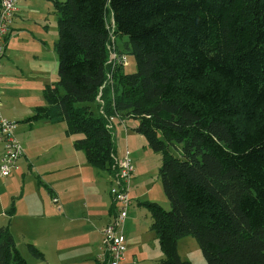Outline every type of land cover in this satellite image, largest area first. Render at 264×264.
Returning a JSON list of instances; mask_svg holds the SVG:
<instances>
[{
  "label": "trees",
  "instance_id": "16d2710c",
  "mask_svg": "<svg viewBox=\"0 0 264 264\" xmlns=\"http://www.w3.org/2000/svg\"><path fill=\"white\" fill-rule=\"evenodd\" d=\"M52 1L56 79L21 122H64L86 162L115 175L111 119H136L169 203H143L160 264H190L185 236L206 264H264V0ZM121 39L134 72L109 61ZM0 264H28L8 225Z\"/></svg>",
  "mask_w": 264,
  "mask_h": 264
},
{
  "label": "rangeland",
  "instance_id": "374dc122",
  "mask_svg": "<svg viewBox=\"0 0 264 264\" xmlns=\"http://www.w3.org/2000/svg\"><path fill=\"white\" fill-rule=\"evenodd\" d=\"M33 2L35 7H39L42 4V0H33ZM34 18V15L31 16L27 14L26 16H24V20L27 23L33 22L35 20ZM46 24H48V22H46ZM28 37L29 33L27 30L23 32V35H20L21 40H23V38L25 39ZM20 39L17 42V45L21 44ZM47 40L48 44L52 47L54 39H52L51 41L49 39ZM123 42L124 39L117 40L114 44V47L112 46V50L117 55L120 54L125 56L123 71L134 72L137 68L135 57L133 54L128 52V49H126ZM6 55L9 57L8 53ZM13 56L17 60H22L23 58L22 53L18 52L17 50L13 52ZM43 59L45 66L43 68L44 73L40 77V80H42L43 83L51 81L53 82L56 75L53 55L51 54V52L44 53ZM7 61L8 58L4 56L0 60V68H2L1 64H4ZM34 83L35 78H29L28 80L22 82L20 91L16 92L17 96L23 100L29 99V97H31L34 93L33 89L31 88V84L33 86ZM42 88L40 102L43 105L44 99L42 95ZM82 104L84 103H76L77 106ZM91 106L94 113H98L96 104L92 103ZM112 120L114 122V125H116L117 120L115 118H112ZM11 122L15 123V126L12 129V134L19 141L15 134V129L18 124L16 120H11ZM127 122L128 126H130V124H137V120L134 118H129ZM42 132L43 129L38 128L37 134L33 133L30 139L42 138L39 136V134H41ZM63 137L68 143V145H66V148H68V146L70 145L71 138L67 136ZM71 137L76 138L78 137V135H71ZM117 142L118 147L116 154L120 156L119 158L117 157V159H122L127 154L129 159L131 160V165L133 168L136 169L138 173L137 178L142 184L141 186L143 188V192L146 198L144 202L156 201L159 202L164 209H169V203L164 195L160 178L158 175V170L161 162L160 154L153 152L150 149V147L147 145V140L143 135L134 136L130 140H126L125 138H123L120 141L118 140L117 136ZM19 143L21 144L20 141ZM0 144L3 148V143L0 142ZM35 145L37 155L33 160H31L30 165L26 166L22 170H20L19 167H15L14 169H12L9 175L5 177L0 176V226H9V229L13 234L16 247L18 248L22 256L26 259L28 264L42 263L30 253L27 244H32L33 246H35L38 250L43 253L44 257L47 259L49 258L48 260L51 262L52 253L42 247V242L43 240L48 238L55 239L58 237L62 238L67 244L64 253H62L64 256L68 257L69 260L65 264H90V257H96L98 255V252L94 256L90 255L92 252V243L94 239H96V237L92 235L94 231V216L103 210L102 203L109 205L110 202H113L109 191L111 187H115L114 179L112 183H109L108 178L110 174L108 171L98 170L90 166L88 168V171L84 173V176H82L78 171H76V175H73V172H71L72 168H66L65 170H63L65 180L64 182H62L61 186L58 185L55 190L57 191L60 189L61 191H63L64 189L65 195H63V200H65V198H68L71 203L76 202L77 207L75 208V211L76 213L80 212V216L77 219L80 222H83L84 225L87 224L85 219L87 221H90V226L88 224L87 229L77 228V226H79L78 222H68V226L66 228L54 227V234L43 232L40 235V233H36L37 230L36 226L34 225H44L47 220H43V222H40L42 221L41 219H43V216H37L28 213V211H26V207L27 204L30 202V199H39L38 191L41 192L45 197L46 195L51 197L50 194H52V191L50 186L45 182L41 181V177H39L36 172H42L44 164H46L48 160L52 157L50 151H47V156L45 155L43 142H40ZM119 145L120 147H124V152L120 154L118 151ZM21 146L23 148L22 144ZM53 153L55 154L56 151H54ZM79 154L81 155V160H83L82 152ZM72 162H75V160H73ZM63 172L56 171L51 173H43V178L44 180H51L55 177L60 176ZM133 180L134 178L132 174L129 187V191L131 190V195L133 193V188L131 189ZM53 197H55L56 199L58 198L55 194ZM144 202L138 204V202L133 199L132 205L129 207L132 212L129 209L127 211V216L122 226L123 233L124 235H126L127 230H129V228L135 229L136 235L134 237V244H137L141 250H127L126 248L125 258L127 260L123 264H154L152 260L153 253L147 247L148 239L145 237L146 220L150 219L151 215L148 208L145 206V204H143ZM113 207L114 208L112 211V215L110 216V220L114 217V209L116 212L117 205H114ZM11 211L12 213L9 214V212ZM98 216L100 217L101 215ZM105 216L107 217L108 214L106 213ZM109 221L105 223H100L97 226V231L99 232V236L97 237L102 243V253H104V250L106 249L103 243L102 229L108 224ZM150 229L148 228V230ZM153 233L155 235L154 231ZM180 239L181 240L179 244V254L182 259L188 260L190 264H206V261L204 260L201 254L200 248L196 240L192 236H186ZM152 241L154 242V240ZM156 241L158 242L157 238ZM125 245L127 246L126 242ZM84 255L88 256L87 258L89 259H82Z\"/></svg>",
  "mask_w": 264,
  "mask_h": 264
},
{
  "label": "crops",
  "instance_id": "0c3cea01",
  "mask_svg": "<svg viewBox=\"0 0 264 264\" xmlns=\"http://www.w3.org/2000/svg\"><path fill=\"white\" fill-rule=\"evenodd\" d=\"M35 16V20L31 23H27L24 20V16L26 15ZM48 22V24H46ZM27 30L29 33L28 38L20 39V35H23V32ZM21 44L17 45L19 41ZM53 40V46L51 47L48 44V40ZM57 39V25H56V15L53 11V1L52 0H42V4L39 7L34 6L33 0H19L18 1V9L15 15L13 24L11 26L10 32L5 40V51L3 57H7L8 61L2 65L1 73H0V96L2 95L0 112L3 117H5L9 121L16 120L18 126L15 129V134L21 144L23 145V153L16 160L15 167H19L20 170L24 169L26 166L31 164V160L36 157V145L40 142L44 143V153L47 156V151L51 153V159L48 160L46 164H44L43 171H37L39 177H41V181L48 184L51 188L52 194L51 197L46 195V197L38 191L39 199H30L27 204L26 211L32 215L43 216L41 219L44 225H39L33 223L36 226V233H40V235L44 233L54 234V227L66 228L68 226V222H78L79 226L77 228L87 229V226L90 221L84 225L83 222H80L77 218L80 216V212L76 213L75 208L77 207V203H71L68 198L63 200V195H65L64 189L63 191L55 190L56 187L61 186L62 182H64V172L66 168H72L71 172L73 175H76V171H78L82 176L84 173L88 171L89 165L84 157V154L81 150H77L73 146V142L75 137H70V145H68L66 139L63 136L65 135V124L64 123H52L48 120L41 119L31 123L21 122L22 119L28 117L31 114L32 109L35 106L42 105L40 102L41 88L45 84L53 83L45 82L43 83L40 80V77L44 73V59L43 54L47 52H51L54 59V67H57V54L54 50V43ZM20 46V47H18ZM53 51H52V50ZM21 52L23 55L22 60L16 59L13 56L14 51ZM9 54V57L6 54ZM2 57V58H3ZM1 58V59H2ZM29 78H35V83L31 88L33 89V95L29 97L27 100L20 99L16 92L20 91L22 82L28 80ZM38 100V101H37ZM117 120V124L114 125L113 120L111 119L110 129L113 133L116 153H117V136L118 140H122L125 138L126 140H130L134 136H141L140 133L135 132L133 130L134 124H130L128 126V119H121L118 116L113 117ZM20 122V123H18ZM22 124V125H19ZM37 126V127H36ZM35 127V128H34ZM43 129V132L39 134L40 139H30L32 134H37V129ZM124 147L118 148L119 154L124 152ZM56 151L54 154L53 152ZM82 152L83 160H81V155L79 153ZM3 153L2 145L0 144V157ZM115 153V159L118 156ZM125 154V153H124ZM123 155V154H122ZM75 160V162H72ZM14 167V168H15ZM13 168V169H14ZM94 168V167H93ZM83 170V171H82ZM61 171L63 172L60 176L55 177L51 180H44L43 173H51ZM108 182L112 183L113 179H115V175L109 172ZM133 193L131 195V190L129 191V195L131 197V201L135 199L138 204L144 202L145 195L143 192L142 184L139 182L137 178V171L133 168ZM54 194L58 197L57 199ZM103 196V195H102ZM166 197V196H165ZM110 198V197H109ZM167 199V198H166ZM168 201V200H167ZM56 202V203H55ZM156 202V201H155ZM159 203V202H158ZM160 204V203H159ZM132 205V202H131ZM103 210L94 216V231L92 235L96 237L92 243V252L90 255L94 256L97 252L98 255L96 257H90V264H104L105 259L107 257L106 251L102 249V243L98 239L99 232L97 231V226L100 223H105L110 220V216L113 211V202L108 204H103ZM108 206V207H107ZM130 210V209H129ZM131 211V210H130ZM97 212V211H96ZM132 212V211H131ZM108 214L106 217L105 214ZM98 215H101L100 217ZM150 219L146 220V228H145V237L148 239L147 247L153 253V263L160 264V259L162 257L161 250L159 248V244L156 241V236L153 231L150 229L151 224ZM2 226V225H1ZM86 226V227H84ZM90 226V224H89ZM129 228V226H128ZM148 228L150 230H148ZM91 234V233H90ZM136 235L135 229L127 230V234L125 235V242L127 243V250L138 249L141 250L137 244H134V237ZM186 237V236H185ZM154 240V242L152 241ZM180 240H177V251L179 254V244ZM16 244V243H15ZM42 247L52 253V261L50 262L47 258L46 260L51 264H65L68 260V257L64 256V253L67 244L66 242L58 237L55 239L48 238L43 240ZM100 249V250H99ZM45 251V250H44ZM49 252V253H50ZM180 256V254H179ZM88 256H83L82 259H89ZM181 258V257H180ZM81 259V260H82ZM182 259V258H181ZM66 260V261H65ZM125 260L121 263L126 262ZM184 260V259H183ZM77 264V263H75Z\"/></svg>",
  "mask_w": 264,
  "mask_h": 264
},
{
  "label": "built area",
  "instance_id": "2783aa9c",
  "mask_svg": "<svg viewBox=\"0 0 264 264\" xmlns=\"http://www.w3.org/2000/svg\"><path fill=\"white\" fill-rule=\"evenodd\" d=\"M18 9V0H1L0 2V60L5 51V40L10 32ZM109 61L125 63L124 55L110 52ZM1 94V93H0ZM1 107V96H0ZM15 123L7 120L0 112V142L3 143V153L0 157V176L9 175L15 167L16 160L22 155L23 148L12 134ZM117 172L115 175V187H111L109 193L113 206L117 205L114 217L102 229L103 243L108 253L106 264H121L125 260V235L122 230L127 211L131 206L129 187L133 167L131 160L125 155L122 159H115Z\"/></svg>",
  "mask_w": 264,
  "mask_h": 264
}]
</instances>
